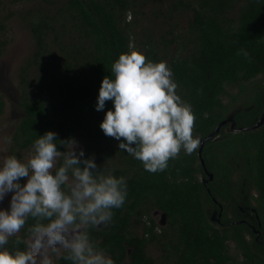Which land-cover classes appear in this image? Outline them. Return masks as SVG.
Returning <instances> with one entry per match:
<instances>
[{
	"label": "trees",
	"instance_id": "1",
	"mask_svg": "<svg viewBox=\"0 0 264 264\" xmlns=\"http://www.w3.org/2000/svg\"><path fill=\"white\" fill-rule=\"evenodd\" d=\"M28 1L33 6L18 16L34 50L17 71L24 116L9 156L23 159L51 130L75 138L105 174L126 179L127 197L111 223L89 227L115 264H264V122L254 126L264 114V0ZM14 14L0 15V56ZM130 46L171 68L200 139L191 154L181 150L155 173L118 149L99 127L104 111L95 109L102 79ZM111 107L107 101L105 111ZM5 108L0 92V117ZM34 223L29 217L4 247L25 250ZM66 255L52 264H71Z\"/></svg>",
	"mask_w": 264,
	"mask_h": 264
},
{
	"label": "clouds",
	"instance_id": "2",
	"mask_svg": "<svg viewBox=\"0 0 264 264\" xmlns=\"http://www.w3.org/2000/svg\"><path fill=\"white\" fill-rule=\"evenodd\" d=\"M111 72L101 81L95 109L104 111L99 127L118 142L119 150L155 173L181 150L191 154L198 147L192 106L177 94L165 61H146L130 46ZM107 101L112 107L105 111ZM9 195L8 207H0V264H52L50 252L60 249L67 251L71 264H115L90 239L89 227L111 223L112 209L122 207L127 197V181L105 174L75 138L58 139L49 130L34 140L27 162L16 155L0 160V202ZM29 217L36 223L29 229L27 248L4 247Z\"/></svg>",
	"mask_w": 264,
	"mask_h": 264
},
{
	"label": "rangeland",
	"instance_id": "3",
	"mask_svg": "<svg viewBox=\"0 0 264 264\" xmlns=\"http://www.w3.org/2000/svg\"><path fill=\"white\" fill-rule=\"evenodd\" d=\"M32 6L33 4L28 0H5L4 7L0 11L1 17L10 12L15 13L12 18L6 21L8 30L5 34L10 41L8 52L4 56H0V92L6 98L5 114L0 117V160L9 156L10 136L14 131L17 120L24 113L20 106L17 71L33 53L34 40L30 31L22 23L18 13L23 9H30ZM161 24L162 22L160 21ZM237 90L238 88H233L231 91L235 92ZM79 147L81 148L80 144ZM31 155L32 150H26L23 153L22 160L27 162ZM9 200L10 195L0 202V207L7 208ZM155 215L158 221L163 219L161 212L158 211ZM60 250L63 251V249ZM149 251L155 257L160 256V251L153 245L149 247ZM57 252H50L49 254L52 263L59 255Z\"/></svg>",
	"mask_w": 264,
	"mask_h": 264
},
{
	"label": "water",
	"instance_id": "4",
	"mask_svg": "<svg viewBox=\"0 0 264 264\" xmlns=\"http://www.w3.org/2000/svg\"><path fill=\"white\" fill-rule=\"evenodd\" d=\"M19 97H20V95H19ZM20 100V99H19ZM24 112V111H23ZM23 116H24V113L22 114ZM23 116H21V117H23ZM20 117V118H21ZM19 118V119H20ZM232 120V119H231ZM227 122V120L226 121H223L217 128H216V130L212 133V135H214V134H216V133H218L219 132V129H220V126L222 125V124H224V123H226ZM264 122V114H263V116L259 119V121L254 125L255 127H257V126H259L260 124H262ZM232 126H235V122L232 120ZM244 129H247V128H244ZM201 150H202V147H201V149H200V153H201ZM202 162H203V164L205 165V162H204V160H202ZM210 177L212 178L213 177V175L212 174H210ZM158 212V211H157ZM161 215H162V218L165 220V214H163V213H161ZM220 215H221V213H220Z\"/></svg>",
	"mask_w": 264,
	"mask_h": 264
},
{
	"label": "flooded vegetation",
	"instance_id": "5",
	"mask_svg": "<svg viewBox=\"0 0 264 264\" xmlns=\"http://www.w3.org/2000/svg\"><path fill=\"white\" fill-rule=\"evenodd\" d=\"M155 214H157V213H155ZM155 216H156V215H155ZM159 223H160L161 225H163V224H165V220L162 219V220L159 221ZM63 251H64V250H63ZM63 251L60 250V251L57 252V254L60 255V254H62ZM59 255H58V256H59Z\"/></svg>",
	"mask_w": 264,
	"mask_h": 264
}]
</instances>
